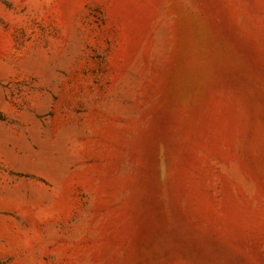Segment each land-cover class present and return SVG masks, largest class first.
<instances>
[{"label": "rangeland", "instance_id": "rangeland-1", "mask_svg": "<svg viewBox=\"0 0 264 264\" xmlns=\"http://www.w3.org/2000/svg\"><path fill=\"white\" fill-rule=\"evenodd\" d=\"M0 264H264V0H0Z\"/></svg>", "mask_w": 264, "mask_h": 264}]
</instances>
